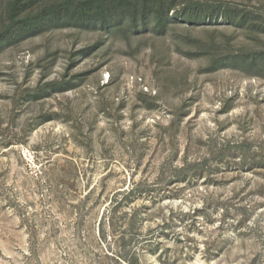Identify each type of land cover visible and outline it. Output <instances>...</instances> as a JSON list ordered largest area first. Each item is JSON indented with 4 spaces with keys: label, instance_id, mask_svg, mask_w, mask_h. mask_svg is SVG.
<instances>
[{
    "label": "rangeland",
    "instance_id": "obj_1",
    "mask_svg": "<svg viewBox=\"0 0 264 264\" xmlns=\"http://www.w3.org/2000/svg\"><path fill=\"white\" fill-rule=\"evenodd\" d=\"M187 35L264 47L221 22L0 48V264H264V168L239 163L264 153V69L206 72L178 51ZM64 72L79 84L22 99ZM193 162L200 174L175 176Z\"/></svg>",
    "mask_w": 264,
    "mask_h": 264
},
{
    "label": "trees",
    "instance_id": "obj_2",
    "mask_svg": "<svg viewBox=\"0 0 264 264\" xmlns=\"http://www.w3.org/2000/svg\"><path fill=\"white\" fill-rule=\"evenodd\" d=\"M257 1L259 5L255 6L251 0H0V48L55 29L100 31L107 36H120L129 43L131 38L138 39L146 33L163 37L179 25L195 28L221 22L242 29L246 37L259 41L260 34L264 35V0ZM183 42L192 49L178 48L180 53L188 58H208L206 72L225 67L251 72L264 69V47H242L234 52L230 40L222 43L214 36L204 40L187 35ZM101 44L102 40H97L78 53L85 57ZM78 76L64 72L59 78L39 82L23 90L22 99L38 100L48 93L70 90L79 84ZM146 99L140 96V100ZM250 148L249 144L247 150ZM239 161L242 167L254 164L253 167L264 168V153L242 154ZM200 171L198 163H187L176 168L175 176L185 179L187 174L198 175ZM134 190L135 187L127 191L122 202ZM122 202L117 204L120 206ZM127 214L123 211L124 220ZM129 222V229L137 228L136 213L135 220L129 217Z\"/></svg>",
    "mask_w": 264,
    "mask_h": 264
}]
</instances>
